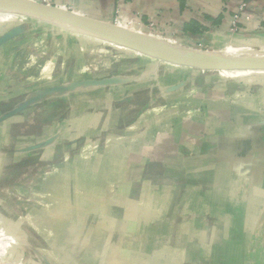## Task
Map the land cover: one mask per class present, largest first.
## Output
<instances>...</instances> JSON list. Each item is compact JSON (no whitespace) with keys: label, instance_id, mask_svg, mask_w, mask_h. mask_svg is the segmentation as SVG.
<instances>
[{"label":"rangeland","instance_id":"rangeland-1","mask_svg":"<svg viewBox=\"0 0 264 264\" xmlns=\"http://www.w3.org/2000/svg\"><path fill=\"white\" fill-rule=\"evenodd\" d=\"M5 14L38 23L3 76L14 95L6 111L16 112L0 127V264H118L143 190L182 179L163 145L205 125L207 100L224 90L208 85L211 76L245 82L264 71L203 72L43 17ZM144 36L179 51L233 47L181 49ZM197 250L191 264L204 262Z\"/></svg>","mask_w":264,"mask_h":264},{"label":"crops","instance_id":"crops-1","mask_svg":"<svg viewBox=\"0 0 264 264\" xmlns=\"http://www.w3.org/2000/svg\"><path fill=\"white\" fill-rule=\"evenodd\" d=\"M243 5L234 34L233 17ZM54 7L179 48H264V0H55ZM5 13L0 11V127L16 112L6 111L14 104L3 78L6 64L38 23ZM208 85L224 90L207 100L205 125L192 127L182 144L177 130L163 145L172 147L173 169L182 179L151 194L143 190L118 264H191L194 249L204 254L202 264H264V76L245 82L211 76ZM242 91L247 97L235 99Z\"/></svg>","mask_w":264,"mask_h":264},{"label":"water","instance_id":"water-1","mask_svg":"<svg viewBox=\"0 0 264 264\" xmlns=\"http://www.w3.org/2000/svg\"><path fill=\"white\" fill-rule=\"evenodd\" d=\"M11 1H19L21 3V6H18L17 8L20 12L27 13L31 11L34 13V15H36L35 17H46L48 15H52L60 20L67 21L68 23L101 32L104 35V39L121 44L140 53L148 55H162L168 60L177 62L182 66L193 68L203 72L264 71V58L220 62L206 60L203 57L196 55L193 58L186 60L184 58L171 54L165 49L143 43L139 40V35H141L139 33H134L126 30L133 35V37H127L116 32L115 29L118 26L103 24L101 22L79 16L75 13L58 9L56 7L45 6L30 0H0V4L8 3ZM2 42L3 40L0 41V44H2Z\"/></svg>","mask_w":264,"mask_h":264},{"label":"bare ground","instance_id":"bare-ground-1","mask_svg":"<svg viewBox=\"0 0 264 264\" xmlns=\"http://www.w3.org/2000/svg\"><path fill=\"white\" fill-rule=\"evenodd\" d=\"M18 6H21V3L19 1H11L8 3H2L0 4V11H8V12H19L18 11ZM26 14L30 15V16H36L34 15L33 12L29 11ZM44 19L50 21V22H55V23H60L63 24L66 28H74V29H79L85 33H89L91 35H94L98 38H103L104 35L101 32L98 31H94L91 30L89 28L86 27H81L72 23H68L67 21L64 20H60L55 16L52 15H48L46 17H43ZM116 32H118L119 34H122L124 36L127 37H133V35L131 33H126L124 29L122 28H116L115 29ZM139 40L142 41L145 44L148 45H152V46H156L162 49L167 50L168 52H170L171 54L175 55V56H179L181 58H184L186 60H189L191 58H193L194 56H201L206 60H213V61H233V60H252V59H261L264 58L263 53H258L257 51L248 49V48H237V47H228L226 49L223 50H218L215 52H198V51H179V50H175L172 49L171 47H167L165 45H159V44H154L151 42V40L147 37H145L144 35H139Z\"/></svg>","mask_w":264,"mask_h":264},{"label":"built area","instance_id":"built-area-1","mask_svg":"<svg viewBox=\"0 0 264 264\" xmlns=\"http://www.w3.org/2000/svg\"><path fill=\"white\" fill-rule=\"evenodd\" d=\"M54 2L55 0H42L40 4L45 5V6H50V7H54ZM245 9V5L240 7L239 13H237L236 15H234L233 17V21H232V32H238L239 27V21H240V17H241V12L244 11Z\"/></svg>","mask_w":264,"mask_h":264},{"label":"trees","instance_id":"trees-1","mask_svg":"<svg viewBox=\"0 0 264 264\" xmlns=\"http://www.w3.org/2000/svg\"><path fill=\"white\" fill-rule=\"evenodd\" d=\"M39 264H43V263L40 262Z\"/></svg>","mask_w":264,"mask_h":264}]
</instances>
